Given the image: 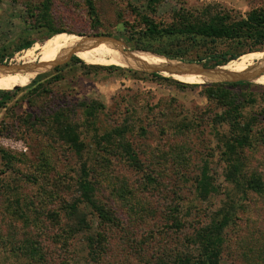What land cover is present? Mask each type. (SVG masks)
Masks as SVG:
<instances>
[{"label": "rangeland", "instance_id": "rangeland-1", "mask_svg": "<svg viewBox=\"0 0 264 264\" xmlns=\"http://www.w3.org/2000/svg\"><path fill=\"white\" fill-rule=\"evenodd\" d=\"M259 7L264 0H0V64H13L18 76L14 83L24 79L49 41L60 35L50 28L65 30L62 34L71 39L73 33L99 36L94 44L112 47L93 49L99 54L72 49L69 52L80 60L71 57L51 70H37L35 78L0 106V264H167L177 255L198 256L199 229L221 218L220 212L232 204L237 212L225 229L220 264H264V194L245 193L228 181L223 155L231 134L225 114L241 105L244 118L257 117L250 144L240 149L243 174L264 180V73L256 72L264 67V58L218 66L212 55L229 56L246 46L200 36H132L134 28L145 26L144 16L172 26L179 25L185 13L207 21L227 14L232 21ZM25 41L33 44L18 48ZM54 48L46 50L45 60ZM123 50L158 55L153 57L166 64L165 70L182 73L185 79L228 73L224 78L246 79L249 84L225 87L230 93L222 99L211 91L224 81L178 80L192 84L181 85L151 67L156 62L148 54L123 57ZM99 56L112 61L96 62ZM129 59L140 60V68L99 66ZM191 61L214 68L181 63ZM38 84L36 93L25 88ZM83 102L104 105L91 123ZM55 109H68L70 122L79 124L85 143L80 151L59 138L52 119ZM124 125L121 141L132 145L141 166H135L116 141H97ZM4 150L13 156L11 165L2 158ZM84 162L92 169L98 200L115 218L103 222L81 206L91 212L96 228L91 232L102 234L97 255L88 253L85 233L70 228L79 214L72 215L68 206L78 196ZM204 164L216 186L206 198L197 191ZM35 249L39 254L32 256Z\"/></svg>", "mask_w": 264, "mask_h": 264}, {"label": "trees", "instance_id": "trees-1", "mask_svg": "<svg viewBox=\"0 0 264 264\" xmlns=\"http://www.w3.org/2000/svg\"><path fill=\"white\" fill-rule=\"evenodd\" d=\"M230 16L225 14H218L211 18L209 21L207 20H195L193 15H188L185 13L182 22L179 25L172 26H162L159 23H156L153 19H150L148 16L143 17L144 27L139 29H135L133 31L132 36L138 34L142 37L155 40L157 38L164 37H175L186 35L189 37L200 36L203 38L210 39L212 41H216L218 39H230L236 42L238 45L246 46V49L243 51H233L230 53L231 55H212L213 58H218L215 62V65H224L233 59L239 58L241 55L253 52V51H263L264 50V7H259L250 11L245 17L239 20L229 21ZM53 34L59 33L62 37L71 39L68 36H64L62 32H65L63 29H54L50 28ZM74 37L80 39L84 44L89 46L91 49L96 51L112 49V47L105 45L103 43H96L97 37L84 36L73 33ZM99 37V36H98ZM73 40V39H71ZM74 41V40H73ZM71 43V42H70ZM77 43V42H76ZM33 44L32 41H25L18 48L29 47ZM73 48L77 51H81L77 46L71 43ZM78 44V43H77ZM82 47V46H81ZM104 47V48H103ZM85 52L88 51L86 48L82 47ZM150 47H146L148 49ZM155 50V49H154ZM71 52H67L58 48L53 49V55L49 56L48 59L45 60L43 65L38 69V72L51 70L56 64L60 63L61 60L69 59L71 56ZM158 56V55H153ZM75 60H80L81 58L77 55L72 57ZM164 58V57H163ZM83 60V59H82ZM159 60L162 61V58ZM84 61V60H83ZM160 61V63H161ZM192 62V61H191ZM195 62V61H193ZM198 62V61H196ZM87 63V62H86ZM145 63V62H144ZM90 64V63H88ZM141 61L138 59H129L123 62H117L112 64L111 66H102L101 68H114V69H122V67H132L135 69L140 68ZM162 65H166L161 63ZM194 67H201L200 65L195 64ZM10 68V69H9ZM144 68V67H143ZM148 68V67H146ZM8 69V70H6ZM180 69V67H178ZM6 71L2 80L5 81H13L18 76L13 69V64H0V74ZM258 74L264 73V67L259 70H256ZM157 78L167 77L162 76L158 73L151 74ZM36 74L34 75V78ZM33 78V79H34ZM0 79V82L4 84ZM175 80V79H174ZM236 79L229 80L224 77L213 78L207 80L206 82H218V81H233ZM178 81V80H175ZM181 85H192L178 81ZM249 84L246 81H237V82H223L217 83L216 86L221 88L217 90L211 91L212 94H216V96L221 97L222 99H227L230 91L224 89L225 87L238 86V85H246ZM29 91L37 92L40 90V84H38L35 88H30L27 86ZM18 90L19 87L12 90H0V106H4L6 101L9 100ZM47 90V89H46ZM28 91V92H29ZM44 92V91H43ZM42 93V91H41ZM84 106V114L86 120L91 123L94 118L97 116L99 110L103 109V104L100 102H83ZM241 105H237L235 107L229 108L225 114L226 119H228L230 126V136L225 142V150L223 151V155L228 162L226 169V179L230 182H233L237 188L245 191V193L251 191L254 194L262 195L264 194V180L261 175L251 176V178H247L244 175L243 169V161L241 158L240 149L250 144L252 139V131L254 128V121L257 117H251L246 119L242 115ZM56 110V109H55ZM52 111L53 116L52 119L56 122L55 131L57 132L60 139L64 140L71 147L76 148L80 151L84 148V140L81 138V131L79 129V124L77 122L71 123L70 118L66 114L68 109L56 110ZM222 116V115H221ZM218 115V117H221ZM224 117V116H223ZM39 119V118H36ZM189 125V124H187ZM127 131V127L121 126L114 129L113 133L103 134L98 138V143L102 141L115 143L119 147H122L126 154L128 155L129 160L135 166H141L140 158L137 152L133 149L132 145L126 141L121 139L124 138V135ZM115 136L117 138H115ZM2 158L6 162L7 165H11L13 156L7 152H2ZM92 169L89 165L84 162L82 164L80 174L77 182V192L78 196L76 199L69 203L68 209L72 215L79 214L77 216V223L73 225L74 227H70L71 230H79L85 233L86 244L89 248L88 253L91 255H97L98 250L101 246V237L102 234L100 231L96 230L95 232H91L94 229V221L93 218L89 217V212L84 211L82 208L86 210L89 208L94 212L95 217H98L103 222H111L115 220L114 212L112 210H108L105 205H102L98 200L96 195V183L93 180ZM150 180V177H148ZM153 180V178H151ZM213 176L210 174V169L208 164H204L200 178L197 183V191L200 197L206 198L212 192L216 190V186L212 182ZM81 206H83L81 208ZM236 207L234 204L230 205L229 209L225 211H221V218H215L209 224L201 227L196 234V241L199 248L198 256H194L193 254L187 253L184 255H177L172 258L170 262L167 264H220V255L222 246L226 241L225 229L230 224L231 221L236 217ZM114 218V219H113ZM96 229V228H95ZM192 239V240H195ZM33 255H38L37 249L32 251ZM31 256V257H32ZM36 257V256H35ZM40 258V255L37 256Z\"/></svg>", "mask_w": 264, "mask_h": 264}, {"label": "bare ground", "instance_id": "bare-ground-1", "mask_svg": "<svg viewBox=\"0 0 264 264\" xmlns=\"http://www.w3.org/2000/svg\"><path fill=\"white\" fill-rule=\"evenodd\" d=\"M61 35H58V37H55V38H52L50 41H49V44L48 46L46 47L48 49H50V46H55L56 48L58 49H61V50H64V51H71L72 49H74L73 47L70 46V42L73 43L75 46H77L84 54H88L87 52L83 51L81 49V46L86 48L88 51H91V53H96V54H99L98 52L94 51L93 49H91L89 46H87L86 44H84L82 41H80V39H77L76 37L72 36L73 40L71 39H68V38H62V39H59V40H56L60 37ZM68 41V42H66ZM78 44H77V43ZM46 50L43 51V56L39 59V62L33 67L32 70L28 71L27 75L24 77V79L22 81H19V82H16L14 83V81H5V80H2L3 83L0 82V89H7V90H12L16 87H22L24 85H26L28 83V81L30 80V78H32V76L37 72L38 68L41 66V64L44 62L45 58H46ZM139 53H146L148 54L156 63L154 64H149L148 63V60L145 59V63L147 62V64L151 65V67H155V68H158L160 69L161 71L164 72L165 75H170L171 77L177 79V80H180V81H185V82H198V81H207V80H210V79H213V78H218V77H224L226 74L228 73H221V74H217V75H212V76H205V77H196V76H193L191 77L190 79H185V75L181 73L180 76H178L179 74H176V75H173L170 73V71L168 70H165L164 69V65H161L159 64L155 58L151 55V53L149 52H145V51H141V50H131L130 52H124L123 53V57H134V58H138V54ZM140 56V55H139ZM264 58V54H260L258 52H250L248 54H243L241 55L239 58L237 59H233V61H230V62H236V63H239L241 62L243 65H245L246 61L249 59V58ZM100 58L99 60H97L96 62H104V61H112L111 58L109 57H98ZM83 59H86V60H90V58H83ZM139 59V58H138ZM33 60V54L32 53H29L27 55V63H31V61ZM144 62V61H143ZM228 62V63H230ZM227 64V63H226ZM225 65V64H224ZM219 66V65H218ZM222 66V65H221ZM181 71V70H180ZM179 71V72H180Z\"/></svg>", "mask_w": 264, "mask_h": 264}, {"label": "water", "instance_id": "water-1", "mask_svg": "<svg viewBox=\"0 0 264 264\" xmlns=\"http://www.w3.org/2000/svg\"><path fill=\"white\" fill-rule=\"evenodd\" d=\"M91 37H98V36H91ZM102 37V36H101ZM103 37H111V38H113V39H115V40H117L116 38H114V37H112V36H103ZM119 41V40H118ZM124 51V50H123ZM124 52H130V51H124ZM73 55H75V54H71V56L69 57V58H71V57H73ZM68 59H66L64 62H66ZM63 62V63H64ZM181 63H184V64H191V63H195V64H197V65H200L201 67H203V68H205V69H210V68H214V67H209V68H207V67H205V66H203V65H201V64H199L198 62H181ZM58 64H61V63H58ZM58 64H56V65H58ZM55 65V66H56ZM220 66V65H219ZM216 67V66H215ZM158 69V68H157ZM243 80H246V79H237V80H233V81H224V82H237V81H243ZM17 88V87H16Z\"/></svg>", "mask_w": 264, "mask_h": 264}]
</instances>
